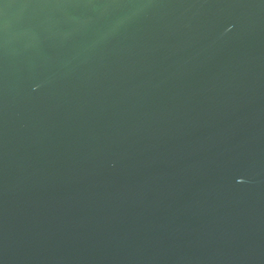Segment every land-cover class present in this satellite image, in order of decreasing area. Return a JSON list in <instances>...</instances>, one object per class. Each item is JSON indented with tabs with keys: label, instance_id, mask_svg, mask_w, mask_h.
Masks as SVG:
<instances>
[{
	"label": "water",
	"instance_id": "95a60500",
	"mask_svg": "<svg viewBox=\"0 0 264 264\" xmlns=\"http://www.w3.org/2000/svg\"><path fill=\"white\" fill-rule=\"evenodd\" d=\"M0 264H264V0H0Z\"/></svg>",
	"mask_w": 264,
	"mask_h": 264
}]
</instances>
